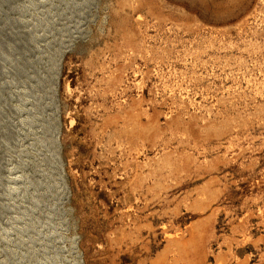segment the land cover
Masks as SVG:
<instances>
[{"label":"rangeland","instance_id":"rangeland-1","mask_svg":"<svg viewBox=\"0 0 264 264\" xmlns=\"http://www.w3.org/2000/svg\"><path fill=\"white\" fill-rule=\"evenodd\" d=\"M0 264H264V0H0Z\"/></svg>","mask_w":264,"mask_h":264}]
</instances>
